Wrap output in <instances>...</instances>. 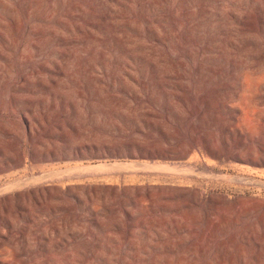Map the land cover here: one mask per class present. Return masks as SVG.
Listing matches in <instances>:
<instances>
[{"label": "rangeland", "instance_id": "obj_1", "mask_svg": "<svg viewBox=\"0 0 264 264\" xmlns=\"http://www.w3.org/2000/svg\"><path fill=\"white\" fill-rule=\"evenodd\" d=\"M0 264H264V0H0Z\"/></svg>", "mask_w": 264, "mask_h": 264}, {"label": "bare ground", "instance_id": "obj_2", "mask_svg": "<svg viewBox=\"0 0 264 264\" xmlns=\"http://www.w3.org/2000/svg\"><path fill=\"white\" fill-rule=\"evenodd\" d=\"M104 165H105V166H109L110 168H115V167H116L115 165H121V164H117V163H115V164H114V163H112V164H110V163H105ZM148 166H149V165H148ZM174 167H175V165H174ZM177 167H178V166H177ZM180 167L184 169L183 166L180 165ZM120 168H121V167H120ZM185 168H187V167L185 166ZM177 169H179V167H178ZM188 169H189V168H188ZM188 169H187V170H188ZM184 170H185V169H184ZM184 170H183V171H184ZM190 170H191V169H190ZM190 170H189V171H190ZM181 171H182V170H181ZM191 171H192V170H191ZM191 171H190V172H191ZM185 172H186V171H184V173H185ZM187 173H188V172H187ZM190 174H191V173H190ZM44 175H45V174H44ZM42 177H43V176H42ZM41 179H42V178H41ZM25 180H27V178H26ZM30 180H32V179H30ZM33 181H34V180H33ZM33 181H32V183H33ZM36 181H37V180H36ZM40 181H42V180H40ZM16 182H17V181H16ZM16 182H15V184H14V183H13V184L16 185ZM20 182H21V181H20ZM34 182H35V181H34ZM30 183H31V182H30ZM17 184H21V183H17ZM24 185H25V184H24ZM15 187H16V186H15ZM1 190H2V189H1Z\"/></svg>", "mask_w": 264, "mask_h": 264}]
</instances>
